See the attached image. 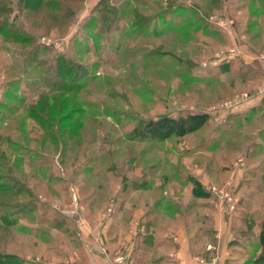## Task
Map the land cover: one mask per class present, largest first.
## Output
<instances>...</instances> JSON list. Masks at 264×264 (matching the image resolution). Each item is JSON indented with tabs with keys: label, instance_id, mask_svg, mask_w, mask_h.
<instances>
[{
	"label": "rangeland",
	"instance_id": "rangeland-1",
	"mask_svg": "<svg viewBox=\"0 0 264 264\" xmlns=\"http://www.w3.org/2000/svg\"><path fill=\"white\" fill-rule=\"evenodd\" d=\"M20 1L0 0V26L16 22L30 37L14 41L11 25L0 34L4 263L79 264L85 249L128 264V255L153 250L142 242L147 223L160 238L178 230L177 219L191 238L200 222L214 234L215 222L241 229L253 261L264 219V162L256 161L264 126L248 112L240 129L235 115L264 92V0H72L58 30L26 19ZM58 54L74 71L62 80ZM192 113L210 121L185 138L133 135L150 119ZM214 185L231 186L240 202L232 213ZM115 215L116 247L105 238Z\"/></svg>",
	"mask_w": 264,
	"mask_h": 264
},
{
	"label": "crops",
	"instance_id": "crops-1",
	"mask_svg": "<svg viewBox=\"0 0 264 264\" xmlns=\"http://www.w3.org/2000/svg\"><path fill=\"white\" fill-rule=\"evenodd\" d=\"M262 83H264V80ZM251 100L249 111H247V108H243L242 110L240 109L239 114L235 115L237 117H243L241 124L239 125L240 129L246 130L244 123L246 122L245 116L248 112H251L253 115V120L256 119L260 126H264V92L255 95ZM243 107H245V105ZM257 137L258 142L256 148L261 150L264 148V140L261 139L260 136ZM259 159L264 162V151L260 153L258 152L256 161ZM244 172V169H240V175L238 174V178H236L235 181L236 184H238L237 186L240 185L241 181L239 180L244 176ZM263 177L264 176L262 175V178H259V180L263 179ZM116 216L117 215H115L110 222V230L113 231L114 235L111 236V234H108V236L105 237L107 242L114 247L121 242V237L117 233L120 228L118 223H115L116 221H114ZM174 223L175 226L178 227V230H175L177 232L171 231L169 236L167 235L160 238L159 236L154 235V246H150L153 250L146 252L141 251L139 255L134 254V257L128 255V264H202L198 261L197 256H202L205 261H211L212 258L216 257L213 264H255L252 260L248 259L250 257L247 252L249 241L242 236V233H239L241 229L234 230L229 228L222 231L219 226L220 223L218 224L215 222V230L219 231L218 234L217 232L214 234L210 231L211 226L208 222H200V224L198 223V226H200L199 229L201 228V230L197 235L195 234V237L191 238V235H189V225L183 221L179 222V219L174 221ZM174 235L176 238H173ZM208 235L211 237V240H213L211 241L212 243L208 241ZM169 238L171 239L169 240ZM209 244L214 245V250L211 251V249H208V246H210ZM258 248L259 243L257 249ZM105 258L107 257L102 254L89 253L84 249L80 253H76L75 260H77L79 264H108L103 262Z\"/></svg>",
	"mask_w": 264,
	"mask_h": 264
},
{
	"label": "trees",
	"instance_id": "trees-1",
	"mask_svg": "<svg viewBox=\"0 0 264 264\" xmlns=\"http://www.w3.org/2000/svg\"><path fill=\"white\" fill-rule=\"evenodd\" d=\"M70 1L72 2V0H21L20 7H22L25 11L30 12V14L26 13L27 15H24L26 19H36V21L42 23V26H44L46 29L53 28L58 30L62 28L63 20H65V18L67 17L66 14L68 13V8L66 9V5L67 2ZM75 1L80 2L83 0ZM65 11L67 12L66 14ZM72 13H74V11H72ZM9 25H11L12 29L14 28L13 30H15V27L17 26L16 22L10 24L8 21L1 22V36L6 37V35L12 32L8 30ZM17 28L19 33L15 31L12 34V39L14 41L19 40L22 42L30 38L28 37V33L22 31L23 28L21 26H17ZM55 58V60L57 61V64L55 66L56 77H59L62 80V78H67V76L74 73L72 67L69 69V66H71V60L69 61L67 59H63L64 57H62V55L60 54L55 56ZM57 91H64V89L62 86H60V88L54 92ZM68 91L73 92L72 89H69ZM209 121L210 116L207 113H192L179 117L161 115L156 119H150L138 124L133 130V135L139 140H151L160 142L168 141L172 138L182 139L200 131L208 124ZM154 231L155 230L152 226V223H147L146 237H144V241L142 240L144 244L147 243V245L149 246H154ZM258 243V254L254 257L253 262L255 264H264V219L259 223ZM146 251L148 250L145 249L144 252ZM3 257L4 256L0 253V264H16L4 263Z\"/></svg>",
	"mask_w": 264,
	"mask_h": 264
},
{
	"label": "built area",
	"instance_id": "built-area-1",
	"mask_svg": "<svg viewBox=\"0 0 264 264\" xmlns=\"http://www.w3.org/2000/svg\"><path fill=\"white\" fill-rule=\"evenodd\" d=\"M210 191L217 197L222 209H225L229 211L230 213H232L235 210L236 205L239 203V199L234 196V193L231 190L230 185H226L224 187H218L214 185L210 188ZM141 232L143 233L145 232L144 227H142ZM208 249H212V246H208ZM126 260H127V257L120 256L116 259V263L117 264H127ZM198 261L202 264H213L212 262L205 261L204 258H200Z\"/></svg>",
	"mask_w": 264,
	"mask_h": 264
}]
</instances>
